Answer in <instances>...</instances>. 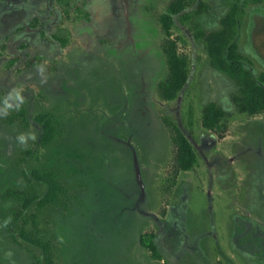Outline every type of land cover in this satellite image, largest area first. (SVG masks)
Here are the masks:
<instances>
[{
	"label": "rangeland",
	"instance_id": "rangeland-1",
	"mask_svg": "<svg viewBox=\"0 0 264 264\" xmlns=\"http://www.w3.org/2000/svg\"><path fill=\"white\" fill-rule=\"evenodd\" d=\"M173 1L0 0V100L13 88L25 98L0 115L1 264L39 261L20 229L49 242L55 264H264V113L238 112L239 86L211 68L204 44L238 7L240 55L264 75V0H201L172 28L188 84L164 102L159 19ZM25 29L23 51L6 53L4 40ZM209 104L225 113L214 131L201 126ZM41 115L53 122L47 144ZM174 126L194 148L188 173L175 167ZM33 172L54 174L58 206L23 209L45 192ZM166 222L174 229L159 234L154 261L138 239Z\"/></svg>",
	"mask_w": 264,
	"mask_h": 264
},
{
	"label": "trees",
	"instance_id": "trees-1",
	"mask_svg": "<svg viewBox=\"0 0 264 264\" xmlns=\"http://www.w3.org/2000/svg\"><path fill=\"white\" fill-rule=\"evenodd\" d=\"M253 1L255 3L261 2V0ZM202 10L201 0H175L168 5L165 13L159 19L162 32L166 38L163 53L168 69L167 79L158 85L159 98L164 102L174 101L188 84L187 60L177 53V44L171 40V30L183 26L184 22H189L192 19V13L198 15ZM238 14V7H231L228 14L220 22V29L204 37V44L211 68L235 81L239 86L241 97L235 99L238 112L249 117H255L264 113V75L256 78L252 71L246 67L244 59L240 55L236 43ZM202 37L201 33H197L195 36L197 39ZM60 43L63 44L62 41ZM224 117L223 109L214 104H209L203 109L201 126L207 131H214L219 127ZM34 122L40 130V141L47 144L52 139V118L41 115L36 117ZM188 125L191 127L190 120ZM172 128L174 131L172 142L176 149L174 158L176 170L181 173H188L197 163L194 148L178 126ZM32 178L44 186L45 192L33 201L24 200L23 209H28L32 204H35L38 211L43 208L58 206L63 188L54 174L33 172ZM168 225L172 230V225L166 222V224L160 225L157 234H144L138 239L140 247L148 251L154 261H161L157 239ZM18 237L25 244L39 251L40 259L37 264H55L49 242L27 234L23 229H20Z\"/></svg>",
	"mask_w": 264,
	"mask_h": 264
},
{
	"label": "clouds",
	"instance_id": "clouds-1",
	"mask_svg": "<svg viewBox=\"0 0 264 264\" xmlns=\"http://www.w3.org/2000/svg\"><path fill=\"white\" fill-rule=\"evenodd\" d=\"M38 71H43V69H38ZM25 102V98L21 93L20 89L13 88L11 89L7 95L0 100V115H6L9 110L15 106L19 108ZM35 140L36 134L34 132H30L28 134H20L17 136V141L21 145H26L28 140Z\"/></svg>",
	"mask_w": 264,
	"mask_h": 264
},
{
	"label": "flooded vegetation",
	"instance_id": "flooded-vegetation-1",
	"mask_svg": "<svg viewBox=\"0 0 264 264\" xmlns=\"http://www.w3.org/2000/svg\"><path fill=\"white\" fill-rule=\"evenodd\" d=\"M11 19V18H10ZM9 19V20H10ZM7 14L3 13L0 17V22L4 23L7 22ZM31 30V27H30ZM29 29L19 30L9 38L4 40V51L9 53L11 56H16L17 53H21L24 49L23 41L25 39H29L32 34L30 33ZM173 229L174 226L172 225Z\"/></svg>",
	"mask_w": 264,
	"mask_h": 264
}]
</instances>
